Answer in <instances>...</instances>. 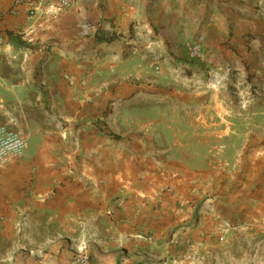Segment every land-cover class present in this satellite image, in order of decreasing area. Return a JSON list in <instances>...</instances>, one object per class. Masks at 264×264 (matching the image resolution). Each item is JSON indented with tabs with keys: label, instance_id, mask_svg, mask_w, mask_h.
<instances>
[{
	"label": "crops",
	"instance_id": "1",
	"mask_svg": "<svg viewBox=\"0 0 264 264\" xmlns=\"http://www.w3.org/2000/svg\"><path fill=\"white\" fill-rule=\"evenodd\" d=\"M72 1L42 19L0 0V32L33 47L0 50V126L27 142L0 167V262L47 251L264 264V161L211 158L218 130L203 123L219 113L200 91L207 71L183 77L186 43L201 33L212 69L227 71L210 25L225 15L209 24L212 0Z\"/></svg>",
	"mask_w": 264,
	"mask_h": 264
},
{
	"label": "rangeland",
	"instance_id": "2",
	"mask_svg": "<svg viewBox=\"0 0 264 264\" xmlns=\"http://www.w3.org/2000/svg\"><path fill=\"white\" fill-rule=\"evenodd\" d=\"M210 5L206 14L209 24L214 14L216 17L225 15L226 22L210 25L218 27V33L214 32L213 36L220 42L219 49L222 50L223 59H226L227 71L220 70L219 66L212 69L213 63L207 50V64L199 66L186 61L183 77L186 80L196 79L193 74H197L196 69L207 71V86L200 91L209 98L211 106L207 111L219 113L215 120L203 123L207 129L218 130L217 136L209 137L211 158L219 157V151L224 149L226 156L228 150L231 152L229 161L238 158L240 153L264 161V0H212ZM232 13L240 21L236 17L233 19ZM253 14H256V20L252 18ZM250 24L255 28L242 36L238 29ZM197 36H204L207 40L204 33ZM228 125L230 133L225 136ZM96 259V256L85 253L55 259L45 251L6 256L0 264H97ZM216 260L204 264H220Z\"/></svg>",
	"mask_w": 264,
	"mask_h": 264
},
{
	"label": "built area",
	"instance_id": "3",
	"mask_svg": "<svg viewBox=\"0 0 264 264\" xmlns=\"http://www.w3.org/2000/svg\"><path fill=\"white\" fill-rule=\"evenodd\" d=\"M14 7L26 4L30 18L40 17L42 19L54 17L64 10L70 9L72 0H13ZM23 35L20 32H14L9 36L0 32V50H14L20 48L25 53H29L31 48L15 43V40L21 39ZM26 36V34L24 35ZM24 41V40H23ZM185 60L188 64L202 66L207 64V47L204 36H198L186 43ZM159 74L160 68H156ZM69 132H66L64 138H67ZM27 142L23 136L13 131L7 126H0V167H5L20 159L26 152Z\"/></svg>",
	"mask_w": 264,
	"mask_h": 264
},
{
	"label": "trees",
	"instance_id": "4",
	"mask_svg": "<svg viewBox=\"0 0 264 264\" xmlns=\"http://www.w3.org/2000/svg\"><path fill=\"white\" fill-rule=\"evenodd\" d=\"M12 33H10V35H11ZM108 41H114V40H116V38L115 37H110V38H108L107 39ZM15 43H17V44H19V45H24V46H26V47H30V48H33V47H31L30 45H28L25 41H23V40H21V39H17V40H15Z\"/></svg>",
	"mask_w": 264,
	"mask_h": 264
},
{
	"label": "bare ground",
	"instance_id": "5",
	"mask_svg": "<svg viewBox=\"0 0 264 264\" xmlns=\"http://www.w3.org/2000/svg\"><path fill=\"white\" fill-rule=\"evenodd\" d=\"M224 121H226V120H224ZM230 126L228 125L227 126V130H226V132H225V136H228L229 135V133H230V128H229Z\"/></svg>",
	"mask_w": 264,
	"mask_h": 264
}]
</instances>
